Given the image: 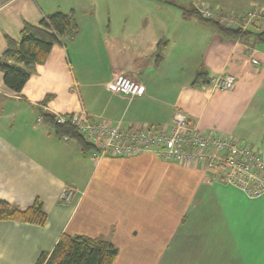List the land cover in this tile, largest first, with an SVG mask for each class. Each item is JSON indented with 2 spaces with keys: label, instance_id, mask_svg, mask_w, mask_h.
<instances>
[{
  "label": "crops",
  "instance_id": "crops-1",
  "mask_svg": "<svg viewBox=\"0 0 264 264\" xmlns=\"http://www.w3.org/2000/svg\"><path fill=\"white\" fill-rule=\"evenodd\" d=\"M203 6L264 13V0H0V59L10 65L24 67L4 52L25 24L73 12L78 25L74 39L28 68L19 94L0 72V202L23 211L38 201L45 215L42 225L0 221V264H35L63 235L110 243L113 264H264V194L249 199L207 182L199 165L151 153L93 159L42 119L83 111L123 128L165 127L180 111L200 130L261 152L264 31L229 37L201 20ZM198 73L232 76L234 86H194ZM117 75L142 94L109 90Z\"/></svg>",
  "mask_w": 264,
  "mask_h": 264
},
{
  "label": "built area",
  "instance_id": "built-area-1",
  "mask_svg": "<svg viewBox=\"0 0 264 264\" xmlns=\"http://www.w3.org/2000/svg\"><path fill=\"white\" fill-rule=\"evenodd\" d=\"M201 20L222 29L246 33L251 29L264 31V13L248 10L224 14L215 7L198 8ZM253 63H256L253 61ZM208 86L212 91H230L234 78L229 75L212 77ZM112 92L129 99L142 94V86L125 75H117L108 84ZM58 124L74 127L93 147V159L112 157L130 159L151 153L168 163L199 165L207 182H220L240 190L247 198L256 199L264 194V144L261 152L234 138L204 132L185 114L175 111L165 127L127 126L118 122L95 121L83 111L79 114L56 115ZM41 121V119H38ZM63 141L70 140L61 136ZM72 196L64 188L62 200Z\"/></svg>",
  "mask_w": 264,
  "mask_h": 264
},
{
  "label": "trees",
  "instance_id": "trees-1",
  "mask_svg": "<svg viewBox=\"0 0 264 264\" xmlns=\"http://www.w3.org/2000/svg\"><path fill=\"white\" fill-rule=\"evenodd\" d=\"M212 25L232 38L243 34L238 31L222 29L215 24ZM77 34L78 25L73 12L68 14L56 12L45 16L36 27L25 24L20 32L21 40L18 43L6 39L7 48L4 52V58H13L17 63L23 64L24 67L10 65L0 59V72L3 75L4 85L10 91L19 94L30 77L28 68L34 64L43 63L53 46L60 45L62 40L71 41ZM259 38L263 39L264 33ZM159 63L160 57L157 56L156 65ZM208 83L206 75L198 73L193 85H207ZM42 119L54 129L56 136H68L76 141L83 153L93 151V147L74 127L68 124H58L55 117L51 115H43ZM0 221H18L42 225L45 221V215L38 201L23 211L0 202ZM116 255L117 249L110 243L63 235L51 254L41 255L35 264H113Z\"/></svg>",
  "mask_w": 264,
  "mask_h": 264
},
{
  "label": "rangeland",
  "instance_id": "rangeland-1",
  "mask_svg": "<svg viewBox=\"0 0 264 264\" xmlns=\"http://www.w3.org/2000/svg\"><path fill=\"white\" fill-rule=\"evenodd\" d=\"M217 92H221V91H217Z\"/></svg>",
  "mask_w": 264,
  "mask_h": 264
}]
</instances>
